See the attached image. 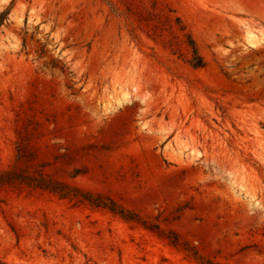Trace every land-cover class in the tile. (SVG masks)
I'll use <instances>...</instances> for the list:
<instances>
[{
    "label": "rangeland",
    "instance_id": "obj_1",
    "mask_svg": "<svg viewBox=\"0 0 264 264\" xmlns=\"http://www.w3.org/2000/svg\"><path fill=\"white\" fill-rule=\"evenodd\" d=\"M114 1L138 39L106 0H0V172L82 191L0 187V264H264V0Z\"/></svg>",
    "mask_w": 264,
    "mask_h": 264
},
{
    "label": "trees",
    "instance_id": "obj_2",
    "mask_svg": "<svg viewBox=\"0 0 264 264\" xmlns=\"http://www.w3.org/2000/svg\"><path fill=\"white\" fill-rule=\"evenodd\" d=\"M108 4L111 7V10L114 14H118L120 16H124L126 19V25L129 27V32L132 35L133 38L138 39L139 34L137 33V15L135 11H133L131 8L123 9L119 6L117 2L114 0H106ZM151 13V12H150ZM153 14V13H152ZM8 15V12H2L0 14V26L3 24V22L6 19V16ZM155 15V13L153 14ZM170 21L172 22V27H174L178 33H180V37H184L183 42L188 46V49L190 50V62L194 67H203L205 65V61L200 54L196 41L192 37L189 31L186 30V26L182 22L181 18L179 16H176L175 18H172L171 16H168ZM20 157L24 156L22 153V150L20 148ZM14 183H25L29 185H33L36 187H41L45 189H50L51 191H55L59 193L63 197L71 196V197H79V194H81V190L76 187H72L66 183L59 182L57 180H54L52 178H48L45 175H35L33 173H29L28 171L24 172H15L13 170H4L0 172V187L3 185H9ZM87 194V193H85ZM84 195V193H82ZM87 196V195H85ZM90 196V195H88ZM87 198V197H85ZM88 199V198H87ZM93 204H96L97 206L104 205L108 206L111 210L116 211L125 218L129 220H134L136 217L132 215V213H129V211H125V209H118L116 207V204L114 201L109 204L105 202H96L94 200L88 199ZM204 264H220L218 262H214L212 260H208Z\"/></svg>",
    "mask_w": 264,
    "mask_h": 264
}]
</instances>
